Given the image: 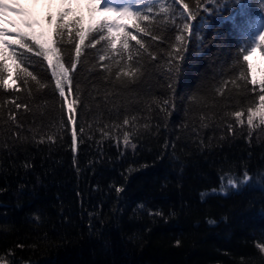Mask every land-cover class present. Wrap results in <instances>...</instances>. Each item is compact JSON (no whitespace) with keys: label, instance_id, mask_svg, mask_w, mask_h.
Masks as SVG:
<instances>
[{"label":"trees","instance_id":"16d2710c","mask_svg":"<svg viewBox=\"0 0 264 264\" xmlns=\"http://www.w3.org/2000/svg\"><path fill=\"white\" fill-rule=\"evenodd\" d=\"M255 1L202 0L197 8V0H183L202 30L193 29L184 59L171 65L174 36L186 35L173 31L187 16L179 0H153L162 26L153 35L160 39L143 37L147 51L140 53L132 41L133 61L119 44L115 50L106 41L94 44L99 35L93 31L81 45L63 103L53 95L55 81L43 57L6 59L7 82L19 87H0V260L264 264V125L254 121L251 136L247 125V109L264 93L258 85L253 90L250 81L257 78L243 59L254 33L247 18L252 10L244 12ZM161 4L172 11L161 13ZM63 9L38 4L41 15ZM76 42L65 32L57 45L66 66ZM16 63L36 80L21 72L14 81ZM131 67L139 69L134 77H117ZM77 99L82 103L70 113L67 104ZM11 100L28 108L16 109ZM235 111L243 113V123ZM229 180L238 185L225 190Z\"/></svg>","mask_w":264,"mask_h":264},{"label":"snow or ice","instance_id":"6c2138e0","mask_svg":"<svg viewBox=\"0 0 264 264\" xmlns=\"http://www.w3.org/2000/svg\"><path fill=\"white\" fill-rule=\"evenodd\" d=\"M180 4H182L181 15L187 13L185 16V22L183 23L182 29H173L178 33H186L185 34H176L174 36V40L176 44L172 46L173 52L177 55L175 57L170 58L167 63L171 65L174 60H183V51L187 47V42L191 39L193 35V29L197 32L201 31L199 25H194L191 21L194 19V14L191 12V5L188 3H184L183 0H179ZM202 0H197L196 7L200 6ZM237 4L240 3V0H235ZM173 3H176V0H173ZM219 3V0H217ZM153 4H150L148 0H121L120 3L113 5V0H89V12H112L116 14L115 19H109L107 16H104L102 19L94 22H90L87 28H85L80 22L82 18L80 16H76L74 19L66 21L65 17L69 12L72 11L70 7L64 8L62 11L58 12L55 20V27L52 29L51 34L45 39V34L43 32L36 34L35 32H25L20 29H16L15 32H10L9 29L5 27H0V87L3 89H12L17 90L18 85L10 84L7 82V76L9 75L8 67L5 63L8 57L13 58L14 60L17 58H22L27 53H34L37 57H43L48 61V65L51 67V78L54 79V91L58 92L59 97L61 98L62 103L67 100V93H71L73 89V77L70 75V72H73L78 67V61L81 56V45L88 37L89 34L95 31L99 35V40H96L95 36L92 37L94 44H98L100 41H106L108 46L115 50L117 45L119 44L120 48L123 52L128 53L127 59L129 61H133V53L131 51V42L134 41L135 45L138 46L137 53H140L142 50L147 51L146 43L143 39L145 36H150L152 40H158L160 37L153 35V32L160 29L162 26L156 23V16L153 14ZM6 10H10L16 12L18 15L22 17L21 23H23L26 27L32 28L34 21L30 19L23 18L27 15L26 10L19 6L18 0H14L13 3H6L4 0H0V13L5 12ZM172 9L165 8L163 4L160 5V12L163 14H167ZM46 20L49 25L53 23V17L49 13L46 17ZM227 19H233L232 17H227ZM91 20V17H90ZM131 21V23L121 22ZM7 23L15 25L17 22L14 20H8ZM133 29L130 31L129 29ZM67 32L68 36L75 40L78 37L79 42L74 43L73 47L75 49L74 58L70 57L67 61L68 66H65V62L61 60V51L60 47L57 45L61 44L63 41L64 33ZM106 35L100 34L105 33ZM13 36V39L9 40L7 36ZM217 35H222V33H217ZM256 47H259L264 51V31H261L258 37L254 38L251 44L243 49V51H254ZM12 49V51L8 52L7 57L5 56V50ZM19 49L20 51H17ZM171 57V53L169 54ZM148 56L153 60H157V55L152 52L148 53ZM55 58V59H53ZM100 61H104L106 59L105 56L101 55L99 57ZM244 61H247V55L243 57ZM16 72L14 74V81L21 80L20 73H25L26 77H30L32 80H36V76L29 72L27 68H21L20 63H16ZM102 68H107L105 65H101ZM139 69L135 67H131L128 71H124L121 69L120 72H117L116 75L119 77L121 72L124 76L134 77L138 73ZM169 73H171V68H169ZM169 80H171V75H169ZM244 80H247V76L243 77ZM251 84L253 85V90L258 85L260 88V92L264 93V80H260L259 82L255 79H252ZM23 83L25 85L28 84V80L24 79ZM235 83V82H233ZM165 87L169 90L172 89L171 83H166ZM78 102L82 103V101L73 100L71 103L67 104L68 111L70 113H75L74 104ZM9 103L13 104L16 109H20L24 107L28 108V105L22 104L17 100H11ZM165 106L169 105V100L163 101ZM236 117V120L240 123H243L241 117L243 113L241 111H235L232 113ZM11 118L13 120L16 119L15 113H11ZM68 121H75L74 115L68 116ZM254 121H258L259 125H264V94H258V103H255V106L249 107L247 109V125L249 128V136H251V130L258 125L254 123ZM125 125L129 123L128 119L123 121ZM229 131L232 130L231 126H229ZM83 128H81V132ZM49 140H53L52 136H48ZM73 148L75 149L76 140H77V132L75 127L72 131L71 136ZM124 142L125 144L129 143L128 133H124ZM131 147L133 149L136 148L135 144H132ZM248 177L245 174V182H247ZM228 184L230 186H235V182L233 180H229ZM119 191V189H117ZM179 243V242H177ZM264 247V246H262ZM0 264H3V261H0Z\"/></svg>","mask_w":264,"mask_h":264},{"label":"rangeland","instance_id":"374dc122","mask_svg":"<svg viewBox=\"0 0 264 264\" xmlns=\"http://www.w3.org/2000/svg\"><path fill=\"white\" fill-rule=\"evenodd\" d=\"M75 0L69 1L66 0V2H74ZM9 20L8 17H0V26H2L5 22H7ZM249 61L252 64L253 67V75L257 78L258 81H260L262 79V77L264 78V54L261 52L260 49L256 50L254 53L249 54L248 56ZM236 185H238L235 182V186H230L228 183L225 184V190L226 189H230V188H235ZM3 261V264H12L9 263L8 261L5 260H0Z\"/></svg>","mask_w":264,"mask_h":264},{"label":"bare ground","instance_id":"6f19581e","mask_svg":"<svg viewBox=\"0 0 264 264\" xmlns=\"http://www.w3.org/2000/svg\"><path fill=\"white\" fill-rule=\"evenodd\" d=\"M4 2H6V1H4ZM7 3V2H6ZM6 11H9V10H6ZM24 264H28V263H24Z\"/></svg>","mask_w":264,"mask_h":264}]
</instances>
